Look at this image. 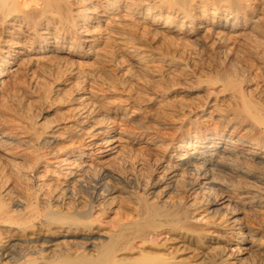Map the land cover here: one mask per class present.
Instances as JSON below:
<instances>
[{
	"label": "bare ground",
	"instance_id": "6f19581e",
	"mask_svg": "<svg viewBox=\"0 0 264 264\" xmlns=\"http://www.w3.org/2000/svg\"><path fill=\"white\" fill-rule=\"evenodd\" d=\"M0 264H264V0H0Z\"/></svg>",
	"mask_w": 264,
	"mask_h": 264
},
{
	"label": "rangeland",
	"instance_id": "374dc122",
	"mask_svg": "<svg viewBox=\"0 0 264 264\" xmlns=\"http://www.w3.org/2000/svg\"><path fill=\"white\" fill-rule=\"evenodd\" d=\"M37 116H39L38 114H36ZM77 238H80V239H83V240H87V236H77ZM51 239L49 238V239H47L46 240V238H44V241H50Z\"/></svg>",
	"mask_w": 264,
	"mask_h": 264
}]
</instances>
